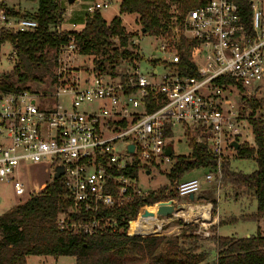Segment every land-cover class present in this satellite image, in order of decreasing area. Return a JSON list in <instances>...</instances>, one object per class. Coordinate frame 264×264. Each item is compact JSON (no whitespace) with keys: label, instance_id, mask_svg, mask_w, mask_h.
Instances as JSON below:
<instances>
[{"label":"built area","instance_id":"1","mask_svg":"<svg viewBox=\"0 0 264 264\" xmlns=\"http://www.w3.org/2000/svg\"><path fill=\"white\" fill-rule=\"evenodd\" d=\"M107 7L95 3L87 6L86 14ZM250 8L247 27L236 0H207L184 16L176 5L171 6L168 32L152 37L158 45L147 60L149 71L141 70L143 54L138 38L133 37L131 51L137 58L124 61L126 70L116 76L94 73L69 78L59 67L52 103L45 95L29 90L14 93L0 86V181L12 188L15 197L27 200L34 187L30 167L42 166L48 175L35 186L37 192L46 189L61 167L63 173L57 180L62 181L68 207L58 215V231L86 236H96L104 228L115 232V225H101L99 209L120 208L133 196L146 195L137 185L138 176L148 177L153 169L173 166V150L166 156V149L178 126L188 144L191 139L206 149L214 166L205 169L203 182L180 181L177 197L194 196L204 184L219 190L222 164L236 152L230 145L242 144L239 141L248 123L241 114L244 102L264 88V0H250ZM7 10L18 12L0 0V37L38 27L33 18L9 15ZM61 13L63 17L64 10ZM62 23L49 30L79 32L86 19L68 30ZM183 42L192 43V77L184 75L186 68H179ZM75 53V46L68 44L57 54L62 63ZM62 97L67 98L66 104L60 102ZM149 101L159 105L151 113L146 111ZM93 103L98 106L81 111ZM135 168L133 176L129 172ZM154 206L157 210L158 205Z\"/></svg>","mask_w":264,"mask_h":264},{"label":"trees","instance_id":"2","mask_svg":"<svg viewBox=\"0 0 264 264\" xmlns=\"http://www.w3.org/2000/svg\"><path fill=\"white\" fill-rule=\"evenodd\" d=\"M29 1L37 2L38 9L34 14L23 16L33 18L38 27L28 33L5 32L0 37V44L9 43L15 52L12 70L0 77V86L6 91H31L29 83L43 84L46 76L51 80L50 86L54 85L57 77L51 69L57 66L59 48L68 44H73L80 56H93L92 64L97 74L116 76L117 62L137 58L131 51L134 35L125 32L120 16L107 23L100 10H97L86 16V25L81 31L57 33L50 31L49 26L62 23L59 0ZM206 2L207 0H121L119 14L136 15L144 35L158 37L165 36L168 32L171 6L176 5L184 16L189 9ZM236 3L243 22L249 27L250 0H236ZM7 13L20 16L19 12L7 10ZM182 45L185 52L181 55L179 68L188 70L184 75L195 76V69L190 61L192 43L183 42ZM42 92L37 94L45 95L47 91ZM261 102L254 98L244 102L241 114L246 116L251 127L253 146L242 143L235 152L237 159L252 160L255 171L251 174L232 171L230 161L225 160L222 164L221 181L222 186H228L234 191L236 198L251 195L255 199L256 212L246 219L257 223L264 219V120L255 118L254 115L261 108ZM158 107L159 105L149 101L146 111L151 113ZM166 136H171L169 130H166ZM189 140L190 154L187 157H174L175 163L169 174H166L169 189L163 187L144 196L135 195L120 208L99 209L97 218L101 225H115V232L108 228H104L96 236L59 232L56 226L58 215L67 209L68 202L62 181L54 179L47 185L45 192L29 197L0 215V264H27L29 257H71L74 264H209L208 252L199 246L204 241H214L217 244L215 264H264V235L260 233L259 227L254 236L247 238L202 239L194 234L139 237L145 235L140 231L141 235L138 233L140 220L137 215L141 208L175 200L176 186L183 180V176L194 170L214 166L206 149ZM129 173L135 176L137 168ZM211 204L214 215L216 203L212 201ZM85 219L87 221L89 217ZM75 220L78 218L75 217Z\"/></svg>","mask_w":264,"mask_h":264},{"label":"rangeland","instance_id":"3","mask_svg":"<svg viewBox=\"0 0 264 264\" xmlns=\"http://www.w3.org/2000/svg\"><path fill=\"white\" fill-rule=\"evenodd\" d=\"M69 0H62L61 10H64L62 17V28L65 30L70 29V23L82 24L87 16L86 8L89 5L99 3L101 5H108L105 9H100V13L103 19L109 23L114 17L120 16L122 20V26L127 34H133L134 38H138L140 42V51L143 54V62L140 67L144 73L146 70L149 71V64L147 60L151 55L152 50L157 48L158 41L151 36L144 35L141 33L139 24L137 23L138 17L136 15L129 14H119V5L121 0H74L72 4L68 2ZM5 3L9 7L16 9L21 15L33 14L38 9V3L29 0H5ZM181 13V10H179ZM114 42H117L114 40ZM14 48L8 44L4 43L0 47V77L8 72H10L14 66L15 62V52ZM9 58H11L9 60ZM57 66L51 69L52 72L56 74L59 67H63L66 70L65 76H75L84 77L86 75L94 74V66L92 64L93 56H80L78 54H71L65 62L60 63L61 58H58ZM116 71L126 70V65L124 61H119L115 65ZM161 72V68H157ZM50 78L46 76L44 78L43 84H30L31 91L33 93H43L42 91H47L45 94V99L52 103L55 101V91L56 88L50 86ZM39 95V94H38ZM37 95V96H38ZM256 100H261V108L257 110L254 115L255 118L264 120V88L252 97ZM60 102L62 104L67 103V98L62 97ZM98 104H90L81 107V111L92 110L97 107ZM173 150L172 157L184 156L187 157L190 154L189 144L186 142L183 132L180 127L176 126L173 130V136L168 141ZM240 143H245L249 146H253V135L251 133V127L245 122L244 134L241 138ZM164 168V169H163ZM32 169L31 188L32 196L41 194L45 192H37L35 186H39L41 182L45 181L48 175L44 174L42 166L30 167ZM163 169V170H162ZM162 169L151 170V174L145 177L143 174L138 176V187L142 190L143 194H148L150 192H156L159 189L169 187V182L167 180L166 174H169L171 167L162 166ZM230 169L235 172H241L244 174H251L255 171V163L252 160L237 159L235 154L230 159ZM205 169L194 170L189 172L182 179H198L203 182ZM181 179V180H182ZM169 189V188H168ZM27 197L17 198L13 195L12 188L0 181V215L9 211L13 207L23 203ZM212 201H215L216 207L214 215ZM171 204L179 212H183L178 216H170L168 218L155 217L158 224L154 226L153 233L148 235H141L139 237H152V236H168L173 237L182 234H194L198 235L202 239H209L215 237H233V238H247L254 236L257 233V228L259 227L260 233L264 235V219L260 222H255L246 219L247 216H251L256 212V201L251 195H242L241 197H235L234 191L228 186H220L217 190L213 185L204 184L201 191L194 195V199L189 201L188 198H176L171 201ZM154 207V206H151ZM147 207V208H151ZM207 207V215L209 219H204L201 215H187V213L192 209V211ZM147 210L143 208V211ZM156 212V210H155ZM178 212V213H179ZM142 210H140L139 215H142ZM137 216V218H138ZM136 218V219H137ZM218 233V234H217ZM128 235V232H127ZM129 236V235H128ZM214 241H204L200 242L199 246L206 249L208 252V262L209 264H215L217 257V246ZM74 259L71 257H60L58 259H53L50 257L38 258L29 257L27 259V264H73Z\"/></svg>","mask_w":264,"mask_h":264},{"label":"water","instance_id":"4","mask_svg":"<svg viewBox=\"0 0 264 264\" xmlns=\"http://www.w3.org/2000/svg\"><path fill=\"white\" fill-rule=\"evenodd\" d=\"M70 4H72L74 2V0H69L68 1ZM141 33L144 34V30H141ZM235 151H237L240 147V145L236 142H233L230 145ZM133 147L129 146V151L132 152ZM172 153V148L169 146L166 149V156H170ZM63 173V170L61 167L57 168L55 170V174L53 176V178L55 180H57ZM189 201H192L194 199V196L190 195L188 197ZM157 210L156 212H150L149 210H144L142 217L143 218H154V217H164V218H168L170 216H172L177 210L175 209V207L171 204V202L164 204V203H159L157 204Z\"/></svg>","mask_w":264,"mask_h":264},{"label":"bare ground","instance_id":"5","mask_svg":"<svg viewBox=\"0 0 264 264\" xmlns=\"http://www.w3.org/2000/svg\"><path fill=\"white\" fill-rule=\"evenodd\" d=\"M147 210H149L150 212H154L156 210V207H151V208H147ZM207 210L208 208H201L195 211H192V209L190 211H188L187 215H201L204 219H209L208 215H207ZM183 212H180L179 214H182ZM139 226H138V233L140 234V232H142L145 235L151 234L153 233V228L154 226H156V224H158L156 218H143L141 215H139ZM140 231V232H139ZM141 235V234H140Z\"/></svg>","mask_w":264,"mask_h":264},{"label":"crops","instance_id":"6","mask_svg":"<svg viewBox=\"0 0 264 264\" xmlns=\"http://www.w3.org/2000/svg\"><path fill=\"white\" fill-rule=\"evenodd\" d=\"M71 24H74V23H70V25H71ZM183 180H189V179H183ZM262 221H263V220H262ZM262 221H261V222H262ZM217 234H218V233H217ZM218 237H220V236L218 235ZM74 262H75V261H74ZM73 264H74V263H73Z\"/></svg>","mask_w":264,"mask_h":264}]
</instances>
